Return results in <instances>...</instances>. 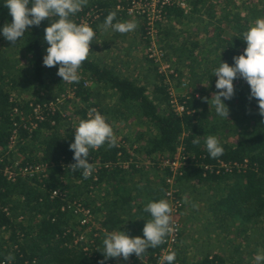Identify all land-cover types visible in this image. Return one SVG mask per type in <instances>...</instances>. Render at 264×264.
<instances>
[{"label":"trees","instance_id":"obj_1","mask_svg":"<svg viewBox=\"0 0 264 264\" xmlns=\"http://www.w3.org/2000/svg\"><path fill=\"white\" fill-rule=\"evenodd\" d=\"M126 1L123 0L122 4L126 5ZM5 2L6 0H0V31L5 24L11 23L12 20ZM117 5L118 1L115 2V0H97L90 7L78 12L77 18L90 8L96 7L101 13L100 20L105 22L108 13L116 11V20L118 21L125 13L118 10ZM197 5L198 3L195 4L194 11L200 12L199 8H196ZM175 16L182 17L181 13H177ZM250 18L251 16L248 15L246 20L241 21L239 31L236 30L237 33L232 38L222 36L224 51L219 59L220 62H227L230 66H234L233 57L243 54L247 44L245 41H240L238 37L242 36L241 34L254 23ZM47 26L49 25L45 20L39 26H29L25 32L23 44L24 58L29 59L32 64L33 80L42 89L50 90L46 75H49V79L50 77L53 80L55 78L59 88L63 81L62 77L57 75L59 65L49 68L43 64V57L47 54L46 49L49 47L44 40V29ZM8 62V58L0 50V149L9 144L14 130L18 129L20 140L17 145H20L19 150L26 156L23 157L22 165L46 162L56 163L57 167L42 173L39 178L19 179L16 182L9 181L0 171V264L3 262L6 264H101V262L103 264H130L129 261L132 258H134L135 264L141 263L135 254H132L128 260H124L123 257L105 259L102 252L105 232L96 231L98 235L95 238L96 244L91 256L81 251L74 244L78 234L75 227L78 223L72 222L73 219H69L68 214L62 208L67 205L68 201L78 199L85 201L84 204L96 215L100 209H95L93 200L87 202L83 198L84 192L92 193L93 189L90 188L93 185V187L102 190L100 193L101 204L104 206L111 204V207L106 208L105 218L107 220L102 222L108 230L116 229L121 224L123 226L124 222H128L133 230V226L138 225V220L142 222L139 229L143 230L146 221L149 220L145 217L150 214L143 211L148 203H145L146 205L138 204L140 196L145 192L146 199L150 198L151 202L164 199L165 178L172 172L169 169H164L163 172H160L161 176L155 185L149 182L144 184L145 165H139L137 157L134 159L137 162L131 163L128 168L115 165L114 163L119 159H130L131 154L126 147L109 148L105 144L98 149H90L89 157L98 158L102 163V167L96 173L97 181H94L95 174L85 179L82 170L73 171L69 167L63 170V174H60L61 163L65 165L76 163L73 159L74 152L69 148L70 144L74 143V130L70 127L65 132L62 126L63 116L59 112L52 113L47 110L44 120L35 121L38 126L33 131L24 127L23 124L30 125L28 121H24L18 127L14 125L21 118L20 115L13 118L14 108H17L19 112L29 108L30 114H32L30 104L43 103L27 101L22 106L21 101L12 99L11 91L16 89L18 79L16 73L7 71ZM216 68L214 67L211 71ZM79 73L86 75L100 87L110 88L117 92L121 104H132L137 107L141 116L154 128V135L141 134L138 137V141L144 140L145 143L141 149L136 151L141 150L146 154L152 163L150 166L161 171L159 166L161 160L167 154H175L178 147H182L189 156V160L188 164L180 169V174L177 177L178 183L183 181L194 184L218 183L226 177L236 178L239 183H243L246 179L245 185L241 184L237 190L231 188L228 194L222 198L220 204L225 206L222 207V214L230 213V209L236 210L240 215L243 214L241 218L248 222L263 214L264 117L259 114L256 99H249L250 86L243 78L238 77L233 81L234 96L231 100H224L230 110L229 117L221 120L208 112L207 103L201 101L196 92L191 89L184 96H178L179 102L184 107V111L178 113L171 103L169 85L164 84L163 81L153 85L155 95L153 98L148 94V88L137 80L117 74L90 57L83 63ZM197 74L194 70L190 72L189 76L193 79L191 85H194L196 82L194 79L200 75ZM209 75L213 76L212 72ZM160 77H162L161 80H164L163 75ZM200 82L197 79V83ZM9 85L11 86L8 87ZM72 87H76V96L86 104L87 108L81 109V118L87 119L88 108L93 105L99 106L97 102H89L94 91L85 88L82 80L79 83L73 82ZM163 105L165 108L162 110ZM212 116L218 119L212 121ZM108 121L111 124L109 118ZM236 126H239L240 131ZM227 128L232 130L231 133L234 134V137H229V134L226 133ZM209 135L217 137L224 148V154L215 159L210 157L206 148L205 138ZM197 136H199L200 143L194 145L192 141ZM125 140L129 143L128 139ZM34 143L39 145L38 150L31 148ZM28 149L30 152L27 155ZM34 153L38 154L37 157L34 156ZM219 161L232 168L230 170L225 167L220 170L205 168L207 165L216 166ZM13 163L12 158L9 160L4 158L0 162V169L6 165L11 166ZM55 190L66 194L67 198L52 196ZM22 215L23 219H20ZM126 218L131 220H126ZM108 222L110 226L107 225ZM2 233L8 234L7 239L1 236ZM129 235L131 236V234ZM163 246L164 243L156 248H149L142 257L153 261L155 254L159 253ZM9 254L13 255L14 259L6 261ZM177 254L178 249H176V259L173 264L179 262ZM183 264L186 263L183 262ZM189 264L248 263L226 262L225 258L219 255H207Z\"/></svg>","mask_w":264,"mask_h":264},{"label":"rangeland","instance_id":"obj_2","mask_svg":"<svg viewBox=\"0 0 264 264\" xmlns=\"http://www.w3.org/2000/svg\"><path fill=\"white\" fill-rule=\"evenodd\" d=\"M96 2L97 0H88L87 6L83 7L82 10ZM196 8H199L198 11L202 13L194 11L187 18L173 17L162 25H156L158 33L156 32L152 40L144 33L145 24L141 18H133L124 14L118 21H132L137 24L135 30L124 34L115 32L111 28L105 31L102 27L104 21L100 18L97 23L99 33L90 46L92 52L89 57L117 74L137 80V82L148 88V94L153 98L155 96L153 85L163 81L169 87L176 85L175 91L178 94L188 93L191 89L196 92L201 101L206 102L202 99L205 97L210 101L213 94L219 91L215 87L218 77L215 75L210 76L209 73L214 74L211 69L213 70L214 67L216 68L220 64L219 59L224 51L222 36L232 38L236 35L240 24H242L241 21L246 20L248 15L251 16L252 21L264 18V0H199ZM77 17L78 14L76 13L70 19L76 23ZM57 19L58 17L47 18L45 22L50 26ZM241 27L243 26L241 25ZM241 35L238 39L244 41L243 33ZM23 39L24 36L13 45L12 42L4 38L2 31H0V50L9 60L7 71L9 70L13 74L16 73L18 79L16 89L11 91L12 99L18 102L21 101L22 106L27 101H41V103L49 105L52 103L51 106L64 118L62 126L65 132L72 127L75 135V128L82 119L81 109H86V104L80 97L71 94V86L67 82L61 83L59 88L57 80L55 78L53 80L51 77L49 79V75H46L45 78L47 77L49 81L47 85H49L50 90L38 86L33 80L32 64L29 59L24 58ZM151 50H155L154 57L150 56ZM193 70L198 73L197 75H200L194 79V82L196 81L194 85H191L193 79L190 78L189 74ZM78 74L87 79L89 78L82 73ZM160 75H163L164 80H161ZM197 79L201 81L199 84ZM210 81L214 82L211 83ZM183 83L186 84V90L177 88ZM90 89L94 93L89 102H97L98 107L111 120L114 132L118 136L128 139L131 152L136 155L139 165H145L144 176L149 174V176L154 177L153 179L160 177V172H163L164 169L159 171L150 164L143 163L141 154L136 152L145 143L144 140L138 141V137L141 134L154 135V128L141 116L137 107L132 104H121L119 95L114 90L100 87L96 83H93ZM61 98V102L55 103L57 99ZM206 103L208 112L222 120V117L217 115L211 101ZM161 108L163 110L164 105ZM20 112L23 113L22 117L25 118V121H33L29 108ZM15 117L16 115H13V118ZM214 117H211L212 121L218 119ZM236 127L239 128V126ZM238 131H240V128ZM231 132L232 130L227 128L226 133L229 134V137H234ZM8 145L0 149V157L8 160L12 158L13 165L17 162L20 163V161L22 163L23 160L21 159L26 156L19 150L20 145H16L13 149H10ZM31 148L38 150L39 145L34 143ZM29 152L28 149L26 151L27 155ZM37 155L34 156L37 157ZM176 155L177 152L167 154L166 157ZM50 169L45 168L44 173ZM63 170L59 168V173L63 174ZM246 182L245 179L243 183H239L233 177H226L218 183L177 182L178 190L185 202V207L180 214L182 237L177 248L178 264H183V262L186 264L193 263L207 255H219L224 257L226 262L255 264L256 254L264 252V212L260 217L248 222L244 221L245 219L241 218L243 214L240 215L236 210L230 209V213L222 214V207L225 206L220 204L222 198L228 194L231 188L237 190L241 184L245 185ZM90 189H93L92 193L87 194L84 192L83 198L87 202L93 200L95 209H100L96 215L91 210L92 225L97 229L99 226L105 228L102 222L107 220L105 218L107 215L106 208L111 207V204L107 206L101 204L100 193H102V190L100 188L92 185ZM147 199L146 193H142L138 204H147ZM97 216L99 217L97 218ZM148 219H151L150 215H148ZM126 220L131 219L126 218ZM107 225L110 226V223L108 222ZM128 226L129 223L124 222L123 226L121 224L116 227L115 231H128ZM141 230L136 234H131V236L143 238V231ZM75 231L78 232V227H75ZM86 235L89 238L91 232L87 231ZM1 236L7 239L8 234L2 233Z\"/></svg>","mask_w":264,"mask_h":264},{"label":"clouds","instance_id":"obj_3","mask_svg":"<svg viewBox=\"0 0 264 264\" xmlns=\"http://www.w3.org/2000/svg\"><path fill=\"white\" fill-rule=\"evenodd\" d=\"M87 4L88 0H6L5 6L9 9L12 20L3 26L2 34L14 45L24 36L29 26H39L47 18L58 17L44 29V40L49 47L43 57V64L49 68L59 65L57 75L62 77L63 82L79 83V70L92 52L90 46L96 33L89 25L77 24L70 17ZM116 18V11L108 13L102 25L105 31L111 28L124 34L137 27L135 22H121ZM114 21L116 22L113 23ZM243 40L247 46L243 54L233 57L234 66L220 62L219 67L214 69L213 75L218 77L215 87L219 91L213 94L210 101L217 115L225 119H228L230 110L224 100L233 98V81L238 77L243 78L250 86L249 99H256L259 114L264 117V18L256 19L249 26L243 33ZM202 99L210 102L207 97ZM192 143L198 145L199 136ZM105 144L109 148L116 147L117 137L112 125L107 122V117L96 109H91L89 118L81 119L75 128L74 143L69 148L74 152L73 159L76 163L68 167L73 171L82 170L83 177L89 178L95 171L94 165L89 162L90 149H98ZM205 144L211 158L215 159L224 154V148L217 137L207 136ZM143 211L151 216L144 225L143 238L132 237L123 231H105L102 251L105 259L123 257L128 260L132 254L140 258L149 248L165 243L166 236L175 230L171 216L173 210L167 200L149 202ZM13 259L11 254L6 257V261ZM175 259V251L165 257L167 264H173ZM255 264H264V252L256 254Z\"/></svg>","mask_w":264,"mask_h":264},{"label":"built area","instance_id":"obj_4","mask_svg":"<svg viewBox=\"0 0 264 264\" xmlns=\"http://www.w3.org/2000/svg\"><path fill=\"white\" fill-rule=\"evenodd\" d=\"M199 0H127L126 5L122 4V1L118 2L117 9L121 10L125 13V15L133 18H141L145 24V35L150 38L151 40L154 39V35L156 34V25H162L167 22V20L172 19L173 17H176L175 15L177 13H181V16L183 18H187V16H190L192 13H194L195 4L198 3ZM83 11V10H82ZM202 13V12H200ZM200 15V14H199ZM101 18V13L96 9V7L90 8L86 13H83L80 15V17L77 19V24H87L89 25L94 32L96 33V36L99 33V29L97 28V23L99 22V19ZM158 33V32H157ZM95 36V37H96ZM151 57H154L155 50H151ZM163 55V54H162ZM80 76V80L83 81V85L85 88H91L94 81L90 78H85ZM68 85L71 86V94L74 96L76 95L75 88L72 87V83H68ZM186 87V84L183 83L179 85L177 88H184ZM176 85L169 87V92L171 95V103L173 105V108L178 113H182L184 111L183 105L179 102L178 96H184L186 93H176L175 91ZM61 99H57L55 103L61 102ZM52 103L49 104H34L31 103V110H32V118L34 121L30 122V125L23 124L25 121V118H23V113L19 114V110L17 108L13 109V112L15 115H20V121L15 122V126L18 127L19 125H24L26 129L29 131H33L37 128L38 124L35 121H42L45 119V112L46 110L48 112H57L54 107L51 106ZM96 109L100 114L104 115L103 111L98 107L97 105H93L88 109L87 111V117L89 118L90 110ZM19 122V123H18ZM107 122L108 121L107 118ZM28 126V127H27ZM115 136L117 137V146L118 147H126L131 154V158L128 160L119 159L117 162H115V165H120L124 168H128L131 163H135V157L136 155L131 152V148H129V144L126 142L125 138L122 136H118L114 132ZM20 140V134L18 132V129H15L11 140L9 142L8 147L10 149H13L17 143ZM23 160V159H21ZM189 156L184 152V149L182 147H178L177 155L174 157H164L161 162L159 163L160 169H169L172 174L166 176L165 178V184L166 187L164 189V199L169 202V204L172 207V225L174 227V231L166 236L165 243L163 248L159 251V253L155 254L154 260L150 261L142 256L139 259L141 263L139 264H167L165 257L172 251H175L178 248L181 237H182V228H181V221H180V214L182 213L185 202L182 197V195L179 193L178 187H177V177L180 174V169L188 164ZM3 161V158L0 157V162ZM89 162L94 165L95 171L92 173L91 176H94V181H97L98 178L96 176V173L98 170L102 167V163L100 159H96L93 157H89ZM21 163V161H20ZM19 162L15 163V165H6L4 168L0 169V171L3 172V175L11 182H16L19 179H32V178H39L42 173H44L45 168H54L57 167L56 163H46L41 162L37 164H28V165H21ZM138 163V162H137ZM112 164V163H111ZM140 164V163H139ZM149 164H152L149 161ZM68 165H65L64 163H61L60 166L63 167L62 169L68 168ZM60 167V168H61ZM222 167L227 168V170H230L232 167L227 166L222 161H219L216 166H205L206 169H222ZM218 170V172H219ZM182 174V173H181ZM52 196H62L63 199H66L67 196L64 193H61L58 190L53 191ZM68 201V200H66ZM63 211H65L69 219H74L75 224H77L78 227V234L77 237L74 240V244L78 246L81 251L85 252L89 256L93 254V247L95 246V238L97 237L96 228L92 225V211L89 207H87L83 201L75 200V201H68L67 205H65L62 208ZM21 214V213H20ZM20 219H23V215L20 216ZM95 228V229H94ZM90 231L91 236L88 238L86 235V232ZM137 257V256H136ZM134 258H132L129 262L130 264L134 263ZM3 264H6L3 262ZM178 264V263H176Z\"/></svg>","mask_w":264,"mask_h":264},{"label":"crops","instance_id":"obj_5","mask_svg":"<svg viewBox=\"0 0 264 264\" xmlns=\"http://www.w3.org/2000/svg\"><path fill=\"white\" fill-rule=\"evenodd\" d=\"M95 83V82H94ZM98 85V84H97ZM137 153H139V154H141V160H142V162L143 163H147V164H149V158H147L146 157V154L142 151V153H141V151L140 152H137ZM139 158V157H138ZM154 177H151V176H149V174L148 175H146L145 176V180H144V184H146L147 182H149V183H152V185H155L156 184V182H158V180H159V177H156L155 179H153ZM91 194V193H90ZM146 201H148V203L149 202H151V200H150V198H148ZM99 207V206H98ZM99 216H97V218H98ZM147 217H148V215H147ZM147 217H145L146 219H148ZM142 222L140 221V220H138V225H136L135 227L133 226V230H131V228H130V226H128V231H125L127 234H136L137 232H139L141 229H139V227H140V224H141ZM103 225V224H102ZM130 225V224H129ZM101 227V228H100ZM103 227H104V225H103ZM108 231V232H113V231H115V228H113V229H111V230H108L106 227L105 228H102V226H99V228L97 229L96 228V231H99V232H105V231ZM141 231H143V230H141Z\"/></svg>","mask_w":264,"mask_h":264}]
</instances>
